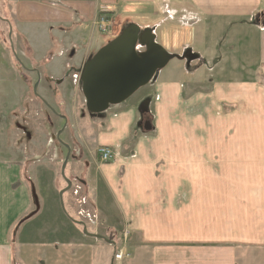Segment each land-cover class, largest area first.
Here are the masks:
<instances>
[{
    "label": "rangeland",
    "instance_id": "rangeland-1",
    "mask_svg": "<svg viewBox=\"0 0 264 264\" xmlns=\"http://www.w3.org/2000/svg\"><path fill=\"white\" fill-rule=\"evenodd\" d=\"M172 1L180 3L179 0ZM146 6L148 5L130 4L125 6L124 12L115 13L101 9L96 16L99 32L103 27L107 32L99 33L105 35L104 39L100 46L87 56L86 61L92 58L95 52L107 42L116 38L121 30L129 24H135L141 30L151 29L157 44L166 52H176L178 55L184 53L178 51L181 45L188 44L196 50L203 51L207 47H211L221 37L218 42V51L225 53V55L221 60V55L217 56L212 64H208L202 59L201 62H196L194 59L191 71L184 70L185 61H182L178 67L185 75V80H183V84L181 83L183 94H181L180 100L176 104L168 102L170 106L167 112L154 106L155 104H151L150 116L146 118L152 121L155 131L146 132L141 127L140 134L135 136L133 141L136 140V143L140 141L144 146L159 147L164 152L168 148L184 149V152L185 150L193 151L197 148H209L213 146V143L216 146H236L233 144V140H227L228 131L232 129L233 125L220 123L219 119L222 120L233 115L241 117L243 110L238 106L231 105L228 101L216 104L217 101L223 100L216 98L215 87L211 86L213 77L211 74L212 70L215 69V72L222 71V76L229 78L227 74H234V63L237 65V73H242L245 67L253 64L251 62L256 60V56L260 52L257 45L258 37L248 27H230L235 16L229 15L218 17L217 23L215 20H211L196 30L186 32L176 38L173 36L177 29L174 30V27H171L169 33L165 32V24L174 20V22H183L184 26L195 27L196 23L192 20L194 16L190 15L186 19L187 14L182 13V11L170 12L167 6L163 4V0H156V5L152 6L151 10L148 9L149 6ZM3 7L5 9L4 5H0L1 15L5 13ZM7 9L10 10V7ZM8 20H10L14 30L11 35L12 51L11 47L9 48L8 44L5 43L6 39L4 37L0 39V44L4 45L5 49L3 56L12 69V71L6 69L9 72L4 76L0 74V244L6 245L4 250L9 253L10 264H118L120 263L119 259H116L115 256L121 247H126L129 254L128 260L122 264H211L217 262L218 255L221 256L222 260L226 259V262L228 259L231 260L232 254L229 250H224L225 254L220 253L227 244H231L227 242L230 233L226 226L222 225L226 222L224 219L220 220L222 224L218 228L221 232L219 236H216L220 242L212 239L213 229L209 224L208 228L198 229L196 232L198 241L196 243L173 244L171 246L164 243L159 248H148L141 245L140 240L137 239H141V235L137 238L131 236L130 223L119 215L115 204L109 199L110 196H102L104 197L103 200L106 199L107 204H110L108 207L109 214L95 211V198L91 196V191L88 187L82 186L76 178L79 177L88 182L90 175L95 174V166L100 165L105 168V165L111 163H99L96 158L100 146L91 147L93 141H91V136H88L89 127L93 123L90 122L92 119L85 110V101L79 84L81 69L75 71L81 46L71 44V42L67 43L65 62L60 64L63 72L57 79L51 75L48 67L56 61L49 60L47 63L49 65L46 67L36 62L35 54L31 51L27 39L20 34L21 32L15 26L11 10L8 12ZM103 21L107 23L104 24ZM252 24L255 26L254 21ZM79 26L81 32L86 31L88 28L87 21L82 22ZM6 29V24L0 21V32L4 36ZM45 29H49L54 37L57 34L55 31L64 33L66 30V28L57 30L53 24L44 25V32ZM232 31L235 34H232ZM240 33H243L244 36L238 39ZM15 35L18 44L15 42ZM54 37L53 40L57 48L59 47L58 39ZM244 38L245 43L241 48L244 51L239 55L230 54L232 58L230 61L226 53L232 51L234 47L230 46L228 41L243 40ZM26 44L27 47L25 48ZM15 48L18 54L21 52L20 55L24 61L32 62L41 71L39 91L36 90V84L27 87L22 85L19 76H15V65L22 64L16 56ZM172 63L175 61L169 65ZM17 68L20 70H17L19 74L22 75L23 70L20 67ZM163 75L164 72L160 75L159 82L161 79L162 82H173L177 78L172 68L166 75ZM8 78L11 79L9 87L5 86V80ZM61 78H64L63 88L57 83ZM14 83H19L18 87ZM73 90H75V94L72 98L70 93ZM39 96L45 98L52 105L50 107L67 118L70 117L72 110L75 112L77 123L67 119V125L57 143L54 136L63 122L48 111L37 99ZM43 103L47 105L44 100ZM93 122L96 124L94 133L100 128V124H105L106 127V121L97 120ZM19 123L25 127L26 134L21 135L22 131L25 130L16 128ZM77 126L86 140L87 149L78 142ZM239 126L242 128L243 124H236V128ZM65 144L69 145L76 155L81 153L82 159L72 160L69 157V162L62 173V164L67 157V152L65 153L62 148ZM88 147L92 148L93 160L89 157ZM207 160L212 161L210 158ZM220 160L223 167L219 166V173H222L224 172V165L227 163L223 161L222 157ZM20 161H23L24 164H21ZM85 162L90 163L89 169L85 168ZM188 165L191 167L189 159ZM213 165L215 166V164ZM194 167H196L195 164ZM194 167L188 170V173L197 176V170ZM23 168L26 172L23 171ZM214 168L217 169V166ZM227 174L229 178H236L238 173L228 172ZM250 175L254 179H260L259 176L264 177V173L259 172H251ZM71 179L73 185L70 190L64 193L63 205L65 203L67 215L70 214L72 217L69 216V219L64 218V220L62 213H66L61 207L59 193L65 189L66 184H69L68 181ZM31 182L34 184L36 196H39L40 200L39 211L35 216H32L37 211H35L30 197ZM187 192L189 195L193 194L190 186L187 187ZM26 194H28L27 200L24 198ZM67 194H69L68 200ZM26 205L27 210L23 211ZM42 206L43 212L41 211ZM175 207L179 208V205ZM186 208L189 215L197 212L194 204L187 203ZM115 210L118 214L114 213L110 216ZM25 219L27 221L23 222ZM102 219L107 220V222ZM189 219L194 221V215ZM75 220L77 223L81 221L88 235H92V233L103 235L102 241L85 235L83 227L72 222ZM123 222H126V227L123 226ZM72 228H75L76 233H73ZM192 238L194 239V237ZM201 239H203L204 244H202ZM199 244L205 246H202L201 249L197 248ZM134 246L139 249L136 259L133 256L135 255ZM21 247L26 249L22 253ZM72 248L75 250L73 255L71 254ZM217 248L220 251L216 250ZM245 259L246 255H244ZM0 263H3L2 259H0Z\"/></svg>",
    "mask_w": 264,
    "mask_h": 264
},
{
    "label": "crops",
    "instance_id": "crops-1",
    "mask_svg": "<svg viewBox=\"0 0 264 264\" xmlns=\"http://www.w3.org/2000/svg\"><path fill=\"white\" fill-rule=\"evenodd\" d=\"M179 1L180 3L163 0V4L170 12L186 13V19L193 15L192 20L196 24L195 27H190V25L184 26L183 22L170 20L166 23L167 26L165 24V32L174 27L173 29H177V32L173 37L178 38L181 34L196 30L211 20L217 23L218 17L229 15L235 16L230 27H248L258 37L257 45L260 52L256 60L251 62L253 64L245 67L242 73H237V65L234 63V74H227L229 78L222 76V71L215 72V69L211 74V77L213 76L211 86L215 87L216 98L223 100L217 101L216 104L228 101L231 105L243 110L241 117L233 115L219 119L220 123L233 125L228 131L227 140H233L236 146H216L213 143V146L209 148H197L193 151L185 150L184 152V149L168 148L164 152L159 147L144 146L138 140L137 143L136 140L133 141L135 136L140 134L145 121L151 123V132L155 131L152 121L146 118L150 116L151 104L167 112L170 106L168 102L176 104L183 94L182 84L185 75L178 67L182 61L173 60L175 63L169 65L173 61L169 62V66L159 71L150 84L138 90L124 103L111 107L99 116L90 117L92 119L90 122L93 123L89 127L88 135L93 141L91 147L111 148L114 151V158L111 164L105 165V168L100 165L95 166V174L89 177L88 182L90 183L81 179L80 184L91 191V196L95 198L97 213L109 214L110 204H107V200H103L102 196H110L109 199L115 204L119 215L130 223L131 236L137 238L141 235V239L137 238L141 245L148 248H159L164 243H167V246L196 243L198 229L208 228L209 224L213 229L212 239H216L221 232L218 228L222 224L220 220L224 219L226 222L222 225L226 226L230 233L227 242L231 244H227L220 253L225 254L224 250H229L232 259L226 262V259L222 260L218 255L217 262L211 264H264V177L259 176L260 179H254L250 175L251 172L264 173V0ZM130 4H147L149 7H146L151 10V7L156 5V0H0V5L5 6V9L3 7L5 13L0 14V21L7 26L5 36L0 32V35H3L0 39L4 37L5 43L9 48L11 47L12 51L11 35L14 30L8 20V12L11 10L15 26L27 39L31 51L35 54V61L44 67L49 65L47 64L49 60L56 61L48 67L51 75L58 79L63 72L60 64L65 62L67 43L71 42V44L81 46L75 71L82 69L87 56L100 46L105 36L99 34L101 31L99 32L98 29L97 13L101 9L112 13L124 12L125 6ZM7 7H10V10H6ZM85 21H87L88 28L81 32L79 25ZM252 21L255 22V26ZM47 24H53L57 30L66 28L65 32H69L55 31L57 34L54 37L49 29H45L44 32V25ZM233 31L232 34H235ZM243 36L244 34L240 33L238 39ZM14 37L17 43L16 35ZM53 37L58 39L59 47L57 48ZM219 39L203 51L196 50L188 44L181 45L178 51L181 53L190 50L196 55V62L203 60L212 64L217 56L221 55V60L225 55L218 51ZM228 43L234 47L232 51L226 53L232 61L230 54L239 55L244 51L241 48L245 43V38L228 41ZM3 50L5 51L4 45L0 44V74L4 76L9 72L8 70L12 71V69L3 56ZM15 52L24 68L21 75L15 65V76H19V80L21 77L22 85L27 87L36 84V90L39 91L41 71L32 62L24 61L20 55L21 52L18 54L16 48ZM172 54L178 55L176 52ZM192 64V61L185 62L184 70L191 71ZM171 68L177 78L173 82H162V79L159 82L162 72L166 75ZM10 80V78L5 80V86L9 87ZM57 83L63 88L64 78ZM14 84L17 87L19 85V83ZM74 94L75 90L70 93V97L73 98ZM37 99L44 100L47 106H52L42 96ZM67 119L77 123L74 110ZM97 120L106 121V127L105 124H100L98 125L100 128L94 133L96 124L93 121ZM241 123L242 128L240 126L239 129L236 128V124ZM76 132L78 142L87 149L88 145L78 126ZM91 149L88 147L89 157L93 160ZM221 157L227 164L224 165V172L219 173V166L223 167L220 164ZM188 159L191 161V167L188 165ZM216 166L217 169L214 168ZM192 167L197 170V176L193 173L189 175L188 170ZM228 172L238 173L237 177L229 178ZM188 186L192 189V195L187 192ZM27 195L24 196L26 200ZM66 196L68 200L69 194ZM187 203L195 205L197 212L193 214L194 221L189 219L193 215L188 214ZM176 205H179V208L175 207ZM64 207L67 213L65 203ZM116 210L110 216L117 213ZM62 214L63 219L72 217L70 214L69 216ZM102 220L107 222L105 219ZM123 226H127L126 222H123ZM72 229L73 233H76L75 228ZM96 236L103 239V235L99 233H92L89 238L102 241ZM214 241L220 242L219 239ZM201 242L204 244L203 239ZM0 245H2L0 246V259L3 260L0 264H10L9 253L4 250L6 245ZM202 246L205 245L199 244L197 248L201 249ZM217 247L219 248V245ZM218 248L216 250L220 251ZM134 249L135 255L133 256L136 259L139 249L136 246ZM25 250L21 247L20 251L22 253ZM74 251L72 248V255ZM244 255H246L245 260Z\"/></svg>",
    "mask_w": 264,
    "mask_h": 264
},
{
    "label": "water",
    "instance_id": "water-1",
    "mask_svg": "<svg viewBox=\"0 0 264 264\" xmlns=\"http://www.w3.org/2000/svg\"><path fill=\"white\" fill-rule=\"evenodd\" d=\"M137 46L143 48V51H138ZM195 58L196 55L190 50L181 56L166 52L155 41L151 29L141 30L137 25L129 24L88 59L81 69L80 83L86 111L90 115H101L109 107L122 104L140 88L148 85L171 60L191 62ZM142 129L151 131V123L145 121ZM68 157L64 160L62 173ZM62 195L63 192L60 193V204L65 211ZM35 205L38 210V204ZM77 224L88 235L84 225L81 222Z\"/></svg>",
    "mask_w": 264,
    "mask_h": 264
},
{
    "label": "flooded vegetation",
    "instance_id": "flooded-vegetation-1",
    "mask_svg": "<svg viewBox=\"0 0 264 264\" xmlns=\"http://www.w3.org/2000/svg\"><path fill=\"white\" fill-rule=\"evenodd\" d=\"M16 59H17V58H16ZM17 62L19 63L18 59H17ZM16 66H17V64H16ZM17 67H20L22 70L24 69L23 66H22V64H20V66H17ZM20 79H21V77H20ZM21 80H23V79H21ZM79 84H80V88H81V83H80V81H79ZM41 102H42V104L48 109V111H49L52 115L56 116L57 119H59V120H61V121L63 122L61 128L56 132V135L54 136V139H55V141H56V143H57V140L60 138V135L62 134L63 130L65 129V127H66V125H67V121H68V120H67V117H65L64 115L60 114L59 112H56L55 109H53L52 107L45 105V104L43 103L42 100H41ZM85 110H86V109H85ZM90 117H94V116H93V115H90ZM19 124H21V123H19ZM19 124L16 126V128H19V129H23V130H25V131H22L21 135L26 134V129H25V127H24L22 124H21V125H19ZM15 125H16V123H15ZM60 130H62V131L59 132ZM64 143H65V142H64ZM58 145H59V144H58ZM60 146H61V145H60ZM62 148L64 149L65 153L67 152V156H69L72 160L82 159V154L79 153L78 155H76L75 152H74V150H73L69 145L65 144L64 147H62ZM69 157H68V162H69V159H70ZM96 159H97V158H96ZM20 162H21V164L23 163V161H20ZM23 164H24V163H23ZM84 164H85V168H86V169H89V166H90L89 163L85 162ZM66 165H67V164H66ZM21 166L24 167V165H21ZM62 166H63V164H62ZM65 167H66V166H65ZM23 171L26 172V171H25V168H23ZM61 172H62V168H61ZM75 178H76V177H75ZM72 179H73V177H72ZM72 179H71V181H68L70 186L73 185V183H72L73 180H72ZM76 180H77L79 183L82 182L81 179H80L79 177H77ZM31 184H32V182H31ZM70 186L68 187V184H66L65 189L61 191V192H63V195H64V193H65L66 191H68L69 189L72 188V187H70ZM61 192H60V193H61ZM36 193H37V192H36L35 186H34V184H32V185L30 186V197H31V199H32V201H33V205H34L35 211H37V212H35L32 216H35V215L38 213V211H39V208H38V210H37L35 203H37L38 206L40 207L39 196L37 197V196H36ZM60 193H59V197H60ZM63 195H62V201H63ZM26 210H27V205H26V208H24L23 211H26ZM65 213H66V211H65ZM66 215H67V213H66ZM69 218H70V217H69ZM24 221H27V219L23 220V222H24ZM23 222H22V223H23Z\"/></svg>",
    "mask_w": 264,
    "mask_h": 264
},
{
    "label": "built area",
    "instance_id": "built-area-1",
    "mask_svg": "<svg viewBox=\"0 0 264 264\" xmlns=\"http://www.w3.org/2000/svg\"><path fill=\"white\" fill-rule=\"evenodd\" d=\"M104 24H106V21H103ZM102 31H105V27H103ZM97 156L98 159L101 163H108L109 161L112 160L114 156V152L112 149L107 148V147H100L97 150ZM116 259H119L118 264L124 263L125 260H128L127 258L129 257L128 251L126 247H121L119 251H117V255L115 256Z\"/></svg>",
    "mask_w": 264,
    "mask_h": 264
},
{
    "label": "bare ground",
    "instance_id": "bare-ground-1",
    "mask_svg": "<svg viewBox=\"0 0 264 264\" xmlns=\"http://www.w3.org/2000/svg\"><path fill=\"white\" fill-rule=\"evenodd\" d=\"M152 81H153V80H152ZM152 81H151V82H152ZM70 187H72V186H70ZM69 190H70V189H69ZM125 261H126V260H125Z\"/></svg>",
    "mask_w": 264,
    "mask_h": 264
}]
</instances>
